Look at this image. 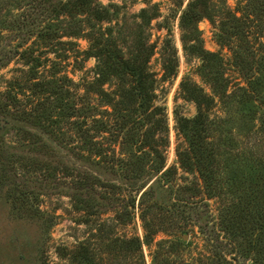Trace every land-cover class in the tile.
I'll return each mask as SVG.
<instances>
[{"label":"rangeland","instance_id":"374dc122","mask_svg":"<svg viewBox=\"0 0 264 264\" xmlns=\"http://www.w3.org/2000/svg\"><path fill=\"white\" fill-rule=\"evenodd\" d=\"M66 1L0 0V264H264V0H203L186 31L191 0H92L93 29ZM101 33L126 58L152 45L158 126L118 107ZM195 93L213 189L180 162Z\"/></svg>","mask_w":264,"mask_h":264},{"label":"trees","instance_id":"16d2710c","mask_svg":"<svg viewBox=\"0 0 264 264\" xmlns=\"http://www.w3.org/2000/svg\"><path fill=\"white\" fill-rule=\"evenodd\" d=\"M61 7L64 8L65 14L70 17L75 16V12L83 14L89 13L90 18L87 21L91 29L95 27L97 21H103L108 16V9L101 8L97 4L93 5L92 0H67L61 4ZM204 8L205 3L203 0L189 1L181 15V23L185 31L188 30L189 26H194L197 21L204 16ZM88 36L95 46L100 47L93 53V56H100L105 60V63L102 64L103 68H101L99 72L101 74L100 76L103 78L102 80H106L111 74H122L130 78V85L127 88L122 85L121 93L119 92L122 95H120L121 100L117 102L118 107L120 105H125V103H127V105L130 104L129 106L134 107V109L131 110L134 115L139 113L142 117H145L144 121L154 123L153 126H158L159 124L154 118L160 114L158 112L159 107L155 106L152 108V101L153 98H155V95H153L154 79L152 73L147 69L152 45H146L149 49L146 56L133 53L131 57L126 58L119 50L112 47V43L104 38L103 33H101L99 37H93L92 35ZM137 50L138 52L141 51L140 48ZM202 52L206 54L205 51ZM88 54L90 55L91 53ZM164 70L172 74L175 70V65L171 64L170 67L165 65ZM190 97L197 105V115L192 119H184L180 125V130L189 143V152L179 153V156L183 157L180 162L187 170H196L204 180L213 181L209 184L213 189L215 187L214 181L217 180V177H215L216 172L213 170L212 165L213 155H209L201 144L205 132L208 131L207 115L204 113L207 110V99L203 94L197 93L190 95ZM129 106H127L125 110H129ZM123 124H125V122ZM150 133L153 134V131ZM151 149L154 151L156 158L159 157L158 160H160L161 166H158L157 169L160 170L164 163L163 157H161V153L159 154L157 149ZM126 243L129 245V250L132 251L138 250L140 247L139 239L127 240ZM82 247L84 251L74 252L73 257L75 259L80 257L81 261L87 262L88 264V262H90L89 252L85 246Z\"/></svg>","mask_w":264,"mask_h":264}]
</instances>
